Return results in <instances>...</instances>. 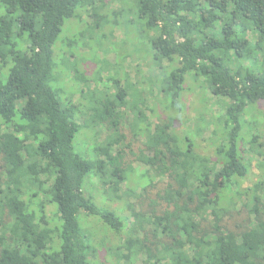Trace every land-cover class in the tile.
<instances>
[{
	"label": "trees",
	"instance_id": "1",
	"mask_svg": "<svg viewBox=\"0 0 264 264\" xmlns=\"http://www.w3.org/2000/svg\"><path fill=\"white\" fill-rule=\"evenodd\" d=\"M136 2L144 32L154 33L148 44L157 73L125 88L111 77L114 94L99 96L71 53L64 61L83 99L74 102L52 88L59 80L54 45L65 21L92 1L0 0V264H99L91 260L94 248L81 217L98 218L117 234L128 227L116 251L109 248L124 264H264V160L253 193L241 189L251 164L246 154L256 152L262 136L257 127L246 131L245 118L264 103V66L257 63L264 54V0ZM98 10L94 28L108 19ZM189 76L228 100L213 117V158L200 152L198 138L173 129L182 119ZM103 78L102 71L94 73L97 84ZM140 82L148 87L140 89ZM155 89L162 104L159 113L150 108L153 120L146 97ZM81 119L95 139L104 137L94 142L93 159L74 144ZM126 128L145 139L136 156L142 191L135 203L127 201L132 192L125 194L132 223L86 194L96 178L118 195L130 175ZM242 213L245 222L226 224Z\"/></svg>",
	"mask_w": 264,
	"mask_h": 264
},
{
	"label": "rangeland",
	"instance_id": "2",
	"mask_svg": "<svg viewBox=\"0 0 264 264\" xmlns=\"http://www.w3.org/2000/svg\"><path fill=\"white\" fill-rule=\"evenodd\" d=\"M88 1H92L93 5H80L78 7L75 17L65 21L62 32L54 45L55 66L53 74L55 73L54 76L56 75L59 80L57 79V82L53 85L51 83V85L54 90H59V98L62 100L66 98L74 102H83L80 85L75 84L73 79L75 72L74 70H69L71 67L67 66L64 61V56H70L71 53L74 54L73 60L76 61L73 66L76 65L81 73H83V70L87 71V76L90 80L89 87L98 89L97 94L99 96L112 97L114 94L115 88L109 78L119 79L122 87L125 88L129 83L140 81L146 74L157 73V70L154 69L152 48L148 44V37L154 35V33L150 35V33L144 32L142 21L136 15V0ZM94 8H99L98 13L108 18L103 23L100 22L102 26L98 27L96 25L95 28L94 25L97 23V19L93 16ZM122 10L123 13H118L116 16L115 12ZM115 22L118 25H115ZM257 63L260 68L264 66V54H260L257 57ZM244 64L251 65L249 60L245 61ZM97 70L102 71L104 76L100 84L93 80L94 73ZM143 85L148 87V84L140 82L139 88L142 89ZM185 87L181 101L183 106H181L183 108L181 112L182 119L175 123L173 129L177 135L189 134L190 137L198 138L194 141L200 146V152L213 158V150L209 144L215 131L212 125L213 117L218 115L228 100L215 98L202 86V81H196L190 76L187 78ZM147 95L149 106L147 114L155 120L154 112L151 113L150 108H153L154 111L157 110L159 113L161 110L159 109V102L162 104V97L159 96L157 89L150 91ZM124 100L126 103L124 109L128 115V122H130L134 116L129 113L127 103L129 96H126ZM202 116L205 121H202ZM245 119L249 121L250 125V129L246 128V131L251 132V127H257V130H253L254 133L262 135L256 152L249 151L246 154L247 160L251 162L250 170L248 177L241 182L243 191L249 190L250 193H253L256 184L261 180L258 164L260 160H264V103L258 104L253 111H250V114L246 115ZM254 120L257 122L251 125ZM83 122L84 119H81L80 124L83 127L76 135L74 144L78 152L81 153L84 150L86 153L88 152V158L93 159L92 147L94 142H100L104 137L101 135L98 139H95L96 132L92 133L89 131L87 126L83 125ZM195 128H205V130L198 136L194 131ZM125 134L127 135L126 144H131L130 147L124 149L125 163H127L125 168L130 175H127L126 180L119 184L118 195L116 196L112 191H109V186L101 184L96 178H91L87 182L86 194L87 196L93 195L100 206L116 211L132 223L135 222V217L132 215V211L125 206L127 198L125 194L132 192L133 195L127 201L135 203V194H139L142 191L139 175L142 174L143 169L136 156L144 148L145 139L137 134L134 137L128 128L125 129ZM155 195V190H153L151 196L154 197ZM44 200H46V197H44ZM136 210L138 211V207ZM246 220V214L242 213L239 216L228 219L226 224L234 228ZM80 222L82 228L89 234L92 242L91 247L94 248V252L91 255L93 262L96 261L99 264H124L123 261H118L117 257L111 254L109 248L113 250L116 246L118 247L117 244L123 240L122 238L126 237L128 227L121 234H117L98 218L81 217ZM141 263V260L137 262V264Z\"/></svg>",
	"mask_w": 264,
	"mask_h": 264
}]
</instances>
